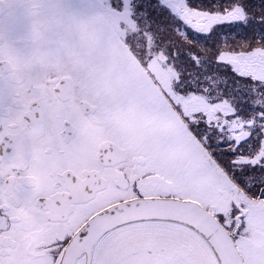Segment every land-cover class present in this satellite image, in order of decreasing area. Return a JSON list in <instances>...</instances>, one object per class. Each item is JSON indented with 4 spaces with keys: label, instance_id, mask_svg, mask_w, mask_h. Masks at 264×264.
I'll return each instance as SVG.
<instances>
[{
    "label": "snow or ice",
    "instance_id": "obj_1",
    "mask_svg": "<svg viewBox=\"0 0 264 264\" xmlns=\"http://www.w3.org/2000/svg\"><path fill=\"white\" fill-rule=\"evenodd\" d=\"M0 264H264V0H0Z\"/></svg>",
    "mask_w": 264,
    "mask_h": 264
}]
</instances>
